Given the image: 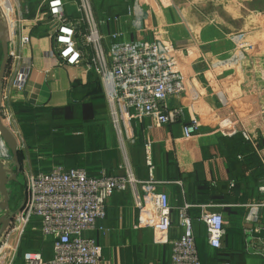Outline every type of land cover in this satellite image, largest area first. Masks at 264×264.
Returning <instances> with one entry per match:
<instances>
[{"label":"crops","instance_id":"obj_1","mask_svg":"<svg viewBox=\"0 0 264 264\" xmlns=\"http://www.w3.org/2000/svg\"><path fill=\"white\" fill-rule=\"evenodd\" d=\"M40 1L0 0L7 40L11 18L16 38L22 32L30 35L17 56L8 57L1 81L0 112L12 115L22 137L20 173L25 177L59 164L84 167L88 174L102 168L121 174L129 168L137 178L146 179L143 144L149 140L154 176L162 181L155 188L166 193L171 206L169 237L181 235L177 210L189 203L201 264H264V206L256 221L245 220L247 205L264 199L259 189L264 181V113L259 111L264 96L254 87L264 83V0H91L97 18L102 12L125 14L127 4L122 3H134L121 25L125 39L192 45L180 58L185 93L172 101V106H183L186 122L192 116L199 120V132L189 138L182 137L178 123L148 128L151 120L135 124L118 108L119 132L101 80L87 66V55L79 63L60 55L63 46L52 35L49 16L36 17ZM65 10L75 17L72 5ZM117 28L114 23L100 24L103 33ZM80 43L77 37L78 48ZM19 74L25 76L21 88L14 83ZM108 114L111 126L103 123ZM227 116L240 119L238 125L252 133V141L239 133L222 135L218 123ZM9 156L0 137V162L6 168L12 167ZM16 181L7 185L10 211L21 208L25 198L24 184L20 200H15ZM204 207L222 213L226 232L219 248L207 243L200 219ZM136 220L131 190L114 191L106 200L105 216L85 233L101 246L95 264H170V245L155 243L152 230L136 227ZM38 227V219L32 217L8 264H26V252H39L44 260L51 257L52 241ZM5 236L6 232L0 238Z\"/></svg>","mask_w":264,"mask_h":264},{"label":"built area","instance_id":"obj_2","mask_svg":"<svg viewBox=\"0 0 264 264\" xmlns=\"http://www.w3.org/2000/svg\"><path fill=\"white\" fill-rule=\"evenodd\" d=\"M67 5L73 6L76 14L73 19L65 10ZM131 13L132 7H127L125 14L102 12L101 17L97 18L91 0H41L36 17L40 20L49 16L52 35L57 45L63 46L60 55L69 63H79L87 55V66L101 80L112 111V121L119 132L118 108L123 110L126 120L135 124L146 119L151 120L148 128L178 123L182 137L194 136L200 130L198 118L192 116L186 122L183 106H172L173 99L182 96L186 90L180 58L192 45L161 43L155 38H123L125 30L121 25L127 22ZM17 18L21 19V14ZM14 21L11 18L8 22L11 27L10 44L7 45L9 57L17 56L20 46L29 41L27 35L16 38ZM101 23H114L118 28L103 33ZM77 37L82 48L76 46ZM261 79L264 82V74ZM24 80L25 76L19 74L14 83L21 88ZM254 87L257 94L264 96V83L256 82ZM259 111L264 113V102L260 104ZM1 118L21 144L22 137L12 115L2 110ZM240 122V119L232 120L227 116L219 121L218 129L224 136L239 133L245 140L252 141V133L239 126ZM129 142L133 143L134 140L129 139ZM151 145L149 140L143 144L146 179L137 178L129 168L121 174H109L103 168L96 174H88L84 167L66 168L59 164L26 173L24 202L6 231L5 243L8 240L9 244L14 238L9 244L11 250L8 254L14 251L29 220L36 217L40 233L52 241V255L44 260L39 252H26L23 254L26 264L97 263L101 258V246L85 233L94 229L96 221L105 216L106 200L114 191L130 189L137 209L135 226L150 228L155 243L170 245V264H201L187 213L189 203H183L177 210L181 235L169 237L171 206L166 193L155 188L162 181L154 176ZM259 189L264 193V182ZM247 206L245 220L254 222L258 219L259 208L264 206V199ZM200 219L206 227L207 243L221 247L226 232L222 213L204 207Z\"/></svg>","mask_w":264,"mask_h":264},{"label":"water","instance_id":"obj_3","mask_svg":"<svg viewBox=\"0 0 264 264\" xmlns=\"http://www.w3.org/2000/svg\"><path fill=\"white\" fill-rule=\"evenodd\" d=\"M4 25L1 20V9H0V48H1V62H0V107H1V81L2 76L6 67V63L8 60L7 53V38L5 36ZM0 137L8 147L12 155L13 165L11 168H6L2 162H0V194L2 196V202L0 203V209L2 210V214L0 215V236L7 231L13 216L19 211L16 209L15 211H10L9 206V194L10 191L7 187L8 183L17 180L18 174L21 172L22 164L19 159V148L18 142L11 131L8 128L2 118L0 112Z\"/></svg>","mask_w":264,"mask_h":264},{"label":"rangeland","instance_id":"obj_4","mask_svg":"<svg viewBox=\"0 0 264 264\" xmlns=\"http://www.w3.org/2000/svg\"><path fill=\"white\" fill-rule=\"evenodd\" d=\"M109 4L112 5V4H118V3L110 2ZM122 4H127L126 5V8L127 7H132L134 5L133 2H130V3L129 2H126V3H122ZM29 7H30V3H29ZM24 17H25V15H24ZM6 23L7 22L5 21L4 24L6 25ZM4 31H5V29H4ZM9 34L11 35V31L10 30H9ZM19 35H27V37L30 38L29 33H23L22 32ZM8 42L9 41H7V45L10 44V42L9 43ZM0 62H1V53H0ZM108 115L105 116L106 119L104 118L105 120H103V123L108 124L109 126H111L112 125V123L110 124L111 117H110V115L108 117ZM74 131H76V130H73L72 132L74 133ZM6 160H9L8 161V164H12L13 165V161H12V158H11V152H10L9 159L7 158ZM15 183H16V188H15V192L13 194H14L15 200L18 202L20 200V197H21V189H22V187L25 184V177L21 173H19L18 176H17V181ZM10 185H11V183H8V187ZM5 240H6L5 238H0V264H7L8 263V259L10 258V255H11V254L10 255L8 254L9 251L11 250V249H9L11 246H8V244L5 243ZM7 246H8V248H7Z\"/></svg>","mask_w":264,"mask_h":264},{"label":"bare ground","instance_id":"obj_5","mask_svg":"<svg viewBox=\"0 0 264 264\" xmlns=\"http://www.w3.org/2000/svg\"><path fill=\"white\" fill-rule=\"evenodd\" d=\"M5 36H6V35H5ZM263 182H264V181H263ZM263 182H262V183H263ZM15 234H16V233H14L13 235L15 236ZM13 240H14V238H11V240L9 241V244H10V245L12 244ZM10 245H8V246H10ZM8 246H7V248H8ZM9 249H10V248H9Z\"/></svg>","mask_w":264,"mask_h":264},{"label":"trees","instance_id":"obj_6","mask_svg":"<svg viewBox=\"0 0 264 264\" xmlns=\"http://www.w3.org/2000/svg\"><path fill=\"white\" fill-rule=\"evenodd\" d=\"M22 113H26V111H25V110H23V111H22ZM22 113H21V114H22ZM19 159H20V162H21V157H20V154H19Z\"/></svg>","mask_w":264,"mask_h":264}]
</instances>
